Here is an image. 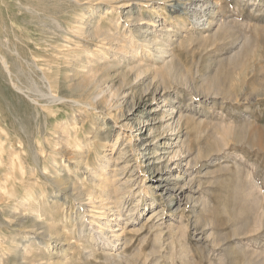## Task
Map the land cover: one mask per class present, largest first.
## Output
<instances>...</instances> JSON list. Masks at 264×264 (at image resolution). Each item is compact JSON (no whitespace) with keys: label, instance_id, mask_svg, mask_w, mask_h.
Wrapping results in <instances>:
<instances>
[{"label":"rangeland","instance_id":"obj_1","mask_svg":"<svg viewBox=\"0 0 264 264\" xmlns=\"http://www.w3.org/2000/svg\"><path fill=\"white\" fill-rule=\"evenodd\" d=\"M58 1H45L58 9L51 21L39 20L35 11L31 15L27 0H0V37L8 38L12 48L4 50L14 68L13 77L0 71V256L5 257L4 264H264V0ZM127 14L138 21L124 19ZM77 19L86 26L99 21V38L94 32L87 37L74 33L72 24ZM21 33L35 37L47 49L51 63L57 65L51 76L44 77L26 61L31 48L29 38ZM154 34L160 50L156 43L147 44ZM82 44L89 45L88 50ZM55 46L61 52H54ZM105 52L109 61L121 63H114L102 82L79 85L74 79L68 85L57 84V70L71 71L75 63L81 64V55L89 71L91 60ZM13 81L28 93L31 90L30 97L40 102L47 99L42 94L50 84H56L55 93L85 104L42 108L18 91ZM98 83H103L102 88ZM36 87L39 90L33 91ZM169 107L170 112L165 111ZM74 113L83 114L85 122H78L72 140L83 143L79 147L89 169L80 170V177H68L97 196L98 202L94 198L96 203L85 209L95 226L91 232L104 231V237L96 239L90 238V232L81 236L79 225L66 219L71 204L64 203L58 184L47 178L54 159L62 155L55 124L71 121ZM179 115L183 119L178 123ZM102 116L109 122L105 129L111 125L112 132L106 139L92 138L102 126ZM19 164L25 166L23 172ZM125 179L128 187L121 184ZM170 193L175 197L172 203L167 202ZM30 195L41 204V220L33 219L32 209L22 205Z\"/></svg>","mask_w":264,"mask_h":264},{"label":"bare ground","instance_id":"obj_2","mask_svg":"<svg viewBox=\"0 0 264 264\" xmlns=\"http://www.w3.org/2000/svg\"><path fill=\"white\" fill-rule=\"evenodd\" d=\"M46 1V0H45ZM45 1H43V0H27V10L29 9V11L30 10H32L31 11V15H33V11H35V13L37 14V18H39V20H41L42 18H44V20L46 19V18H48V20L49 19H51V21L53 20V19H55L54 18V13H56V11L58 10H53V9H55V8H51V7H48L47 5H50L49 3L50 2H47L48 4H45ZM58 0H56V2H57ZM60 1V3H61V1L62 0H59ZM58 1V2H59ZM65 1H68V0H65ZM80 0H78L77 2H79ZM210 1V0H209ZM12 2V1H11ZM19 2H20V0H19ZM53 2V0H51V3ZM55 2V1H54ZM63 2V1H62ZM17 3V2H16ZM21 3H23V1L21 2ZM83 3V2H82ZM209 3V2H208ZM14 4H15V2H14ZM18 4V3H17ZM20 4V3H19ZM52 4H55V3H52ZM200 4V3H199ZM22 5V4H21ZM34 5V6H33ZM59 5V9H60V4H58ZM68 5V4H67ZM201 5V4H200ZM210 5V4H209ZM25 6V5H24ZM35 6H38L39 7V10H38V8L36 7L35 8ZM50 6H52V5H50ZM56 6H57V4H56ZM64 6H65V4H64ZM64 6H62V7H64ZM198 6V5H197ZM205 6H207V5H205ZM6 7V6H5ZM19 7V6H18ZM53 7V6H52ZM61 7V8H62ZM20 8V7H19ZM25 8V7H24ZM56 8H58V7H56ZM70 8V7H69ZM19 10V9H18ZM24 10H26V9H24ZM8 11V10H7ZM37 11V12H36ZM55 11V12H54ZM62 11V10H61ZM210 11V10H209ZM20 12V11H19ZM33 12V13H32ZM40 12V13H39ZM60 11H58V13H59ZM68 12V11H67ZM67 12H65V14H67ZM30 13V12H29ZM63 13V12H62ZM75 13V12H74ZM73 13V14H74ZM196 13H198V12H196ZM14 14V13H13ZM24 14V13H23ZM22 14V15H23ZM36 14H34V15H36ZM57 14V13H56ZM55 14V15H56ZM60 14H61V12H60ZM72 14V15H73ZM77 14V13H76ZM8 15V14H7ZM12 15V14H11ZM17 15V14H16ZM30 15V14H29ZM28 15V16H29ZM199 15V14H198ZM20 16V15H19ZM24 16V15H23ZM27 16V15H26ZM77 16V15H76ZM75 16V17H76ZM195 17H197V14H195L194 15ZM6 17V16H5ZM12 17V16H11ZM15 17V16H14ZM69 17L71 18L72 16H71V14L69 15ZM79 16H77L76 18H78ZM126 18H124V19H127V20H133V18L135 19L134 20V23H135V21L137 20L138 21V18H135V17H131V14H127L126 16H125ZM137 17V16H136ZM1 18V17H0ZM8 18V17H7ZM6 18V19H7ZM19 18V17H18ZM29 18V17H28ZM27 18V20H29ZM35 18H36V16H35ZM35 18H31L30 20L32 21L33 19H35ZM72 18H74V17H72ZM82 18V17H81ZM200 18V17H199ZM2 19V18H1ZM142 19V18H141ZM21 20H23V19H21ZM35 20H37V19H35ZM39 20L37 21V22H39ZM43 20V21H44ZM57 20H59L58 18H57ZM65 20V19H64ZM75 20V19H74ZM0 21H2V20H0ZM8 21V20H7ZM10 21V20H9ZM12 21H14L13 19H12ZM18 21V20H17ZM24 21H26V19L24 20ZM47 21V20H46ZM62 21V20H61ZM77 21V23L75 22V24H74V26H73V24H72V27L74 28V30L76 31V32H74V33H78V35L80 34V35H83L84 36V34H85V37H87V36H89L90 34L92 35L93 33L92 32H94V33H96V31H97V29L96 28H98L97 27V25H98V22H90V24H88L87 26L86 25H84L85 23L83 22V20H81V19H77L76 20ZM5 22V21H4ZM3 22V23H4ZM11 22V21H10ZM20 22V21H19ZM30 23V21H27V23ZM34 22H36V21H34ZM57 22V21H56ZM60 22V21H59ZM132 22V21H131ZM140 22V21H139ZM138 22V23H139ZM21 23V22H20ZM24 23V22H23ZM44 23H46V22H44ZM44 23H42L41 22V24H44ZM48 23V22H47ZM130 23V22H129ZM133 23V22H132ZM137 23V22H136ZM13 24V23H12ZM11 24V25H12ZM15 24V23H14ZM13 24V25H14ZM18 24V23H17ZM22 24V23H21ZM38 24V23H37ZM40 24V23H39ZM58 24V23H57ZM56 24V25H57ZM69 24V23H68ZM118 24V23H117ZM12 25V26H13ZM45 25V24H44ZM49 25H50V21H49ZM54 25V24H53ZM60 24H58V26H59ZM6 26H7V24H6ZM28 26V25H27ZM31 26V25H30ZM33 26V25H32ZM45 26H48V24L47 25H45ZM3 27V26H2ZM14 27V26H13ZM20 27V26H19ZM23 27V26H22ZM34 27V26H33ZM39 27V26H38ZM61 27V26H60ZM166 27V26H165ZM4 28V27H3ZM6 28V27H5ZM4 28V29H5ZM8 28V27H7ZM35 28V27H34ZM44 28V27H43ZM42 28V29H43ZM46 28V27H45ZM48 28V27H47ZM46 28V29H47ZM55 28V27H54ZM169 28H171V27H169ZM168 28V29H169ZM24 29H25V27H24ZM27 29V28H26ZM25 29V30H26ZM49 29V28H48ZM60 29V28H59ZM61 29H62V27H61ZM70 29H72V28H70ZM131 29V28H130ZM172 29V28H171ZM12 30V29H11ZM21 30V29H20ZM29 30V29H28ZM41 30V29H40ZM40 30H39V32H40ZM55 30V29H54ZM54 30H52V31H54ZM65 30V29H64ZM165 30V29H164ZM27 31V30H26ZM33 31V30H32ZM37 31V30H36ZM44 31V30H43ZM50 31V30H49ZM59 31V30H58ZM66 31V30H65ZM72 31H73V29H72ZM100 31V30H99ZM2 32H3V30H2ZM15 32H16V30H15ZM19 32V31H18ZM34 32V31H33ZM55 32V31H54ZM170 32V31H169ZM4 33L6 34V32L4 31ZM8 33V32H7ZM42 33V32H41ZM48 33V32H47ZM47 33H44L45 35H47ZM111 33V32H110ZM217 33V32H216ZM3 34V33H2ZM35 34V33H34ZM43 34V35H44ZM51 34H53V33H51ZM66 34V33H65ZM97 34V37H98V33H96ZM168 34V33H167ZM8 35V34H7ZM7 35H5V36H7ZM14 35V34H13ZM13 35H10V36H12L13 37ZM22 37H24V36H26V35H23L22 33L20 34ZM56 34H54V36H55ZM94 35V34H93ZM101 35V34H100ZM103 35V34H102ZM101 35V36H102ZM18 36V35H17ZM37 36V35H36ZM41 36V35H40ZM51 36V35H50ZM112 36V35H111ZM144 36V35H143ZM165 36V35H164ZM2 37H4V36H1L0 37V71L1 70H4V71H6L7 73H8V75H9V77H10V75L12 76V74H14V71H13V67L11 66V63H10V59H8V57L7 56H9V55H7L6 53H7V51L6 50H4V47H6V49H7V46H9V44L7 43L8 42V38L6 39L5 37V40L2 38ZM22 37H21V39H22ZM27 37V39L29 38V36L27 35L26 36ZM32 37V36H31ZM44 36H42V39L43 40H45V42H47V40L45 39V38H43ZM48 37V36H47ZM46 37V38H47ZM52 37V36H51ZM65 37V36H64ZM96 37V36H95ZM107 37V36H106ZM157 35H153V36H150L148 39H147V44L148 45H150L151 43H156L157 44V48H156V50H160V48H159V46H158V44L160 43L161 44V42H159L158 40L159 39H157ZM18 38H20V37H18ZM33 38V37H32ZM66 38L68 39L69 37L68 36H66ZM99 38V37H98ZM102 38V37H101ZM113 38V37H112ZM147 38V37H146ZM14 39V38H13ZM26 39V40H27ZM39 39V38H38ZM56 38H54V40H55ZM64 39V38H63ZM66 39V40H67ZM96 39V38H95ZM104 39V38H103ZM109 39V38H108ZM111 39V38H110ZM109 39V40H110ZM161 39V38H160ZM25 40V41H26ZM49 40V39H48ZM50 40H51V38H50ZM52 40H53V38H52ZM115 40H119L118 38L117 39H115ZM10 41V40H9ZM21 41V40H20ZM69 41V40H68ZM162 41V40H161ZM13 42V41H12ZM15 42V41H14ZM27 46L29 47V48H31L30 49V54L28 53V55H29V58L27 57L26 58V61L27 62H29L30 64H33L34 66H35V68H37L38 70H40L43 74H44V77H48V75H50L51 73H52V69H54L53 67H54V65H56V64H54V63H51V61L52 60H50V58H48V54H47V49L42 45H39V43L37 42V41H35V37H34V40H32V39H28L27 41ZM25 42V43H26ZM44 42V43H45ZM53 42V41H52ZM51 42V43H52ZM56 42V41H55ZM15 43H17V42H15ZM12 44V43H11ZM20 44V43H19ZM19 44H18V46H17V44H15L17 47H20L19 46ZM66 44V43H65ZM65 44H62V45H64L65 47L64 48H66V45ZM163 44V43H162ZM22 45V44H21ZM70 45V44H69ZM68 45V46H69ZM83 45V47H81V48H85L86 50H88V48H89V45H85V44H82ZM126 45V44H125ZM23 46V45H22ZM21 46V47H22ZM50 46V45H49ZM163 46V45H162ZM10 47V46H9ZM9 47H8V49H9ZM17 47H15L16 48V50H14V49H12L13 50V52L14 51H16V53H17ZM70 47H71V45H70ZM149 47V46H148ZM151 47V46H150ZM10 48H12V47H10ZM14 48V47H13ZM55 49H54V52L56 51H59V52H61V47H60V49H59V46H55L54 47ZM115 48V47H114ZM116 48H118L119 49V47H116ZM153 48V47H152ZM20 49V48H19ZM22 49V48H21ZM24 49H26V47L24 48ZM63 49V48H62ZM93 50V49H92ZM99 50V49H98ZM155 50V51H156ZM162 50V49H161ZM6 51V52H5ZM26 51V50H25ZM24 51V52H25ZM29 51V50H28ZM53 51V50H52ZM65 51V50H64ZM69 50H67L66 52H68ZM164 51H166V50H164ZM150 52V51H149ZM162 52V51H161ZM51 54V53H50ZM56 54V53H55ZM61 54H63V53H61ZM76 54V53H75ZM101 54V56L99 57V58H97V59H92L91 61H93V62H91V65H89L90 66V70L92 71H88V70H85V65L86 64H84V61H85V59H86V57H81L80 58V56H79V60H81V64H77V63H75V65L73 66V68L71 69V71H67V72H63V70L61 71V70H57V75H56V81H57V84L59 83V82H62V81H65L66 83L68 82H70V80H74V79H77L78 80V82L77 83H79V85L80 84H92L93 82H97V81H99V82H102V81H100V80H102L103 78H105V77H103L104 75H106V74H108V72L110 71V68H112L114 65V63L115 64H118V63H121L119 60H115V62L114 63H112L111 61H109L108 60V56H107V53L105 52V53H103V55H102V53H100ZM132 54H133V56H134V52H132ZM164 54H165V52H164ZM59 55V54H58ZM66 55V54H65ZM107 57H106V56ZM155 55V54H154ZM158 55H159V53H158ZM16 56H18V54L16 55ZM20 56V55H19ZM22 56H24L25 57V55H23L22 54ZM38 56V57H37ZM166 56V55H165ZM51 57V56H50ZM53 57V56H52ZM60 57V56H59ZM64 57V56H63ZM71 57V56H70ZM73 57H76V55L74 56L73 55ZM153 57V56H152ZM12 58V57H11ZM13 58H14V56H13ZM17 58V57H16ZM15 58V59H16ZM19 58V57H18ZM17 58V59H18ZM40 58H42V59H40ZM58 58V57H57ZM56 58V59H57ZM105 60H104V59ZM21 59V58H20ZM67 59V58H66ZM23 60H25V59H23ZM12 62H14V61H12ZM16 62V61H15ZM27 62H26V65H27ZM63 62H65L64 60H63ZM68 62H70V60L68 61ZM75 62V61H74ZM21 63H22V61H21ZM28 63V64H29ZM58 63V62H57ZM62 63V62H61ZM60 63V64H61ZM67 63V62H66ZM71 63H72V61H71ZM64 64V63H63ZM74 64V63H73ZM72 64V65H73ZM19 65V64H18ZM22 65V64H21ZM24 65V64H23ZM22 65V66H23ZM25 65V66H26ZM69 65H70V63H69ZM14 66H16V65H14ZM57 66V65H56ZM80 66V69L78 68ZM122 66V65H121ZM17 67V66H16ZM29 67V66H28ZM45 67H47V68H45ZM64 67V66H63ZM82 67V68H81ZM128 67V66H127ZM133 67V66H132ZM139 67V66H138ZM13 68V69H12ZM22 68V67H21ZM26 68V67H25ZM135 68H136V66H135ZM143 68V67H142ZM28 69V68H27ZM30 69H31V66H30ZM56 69H57V67H56ZM83 69V70H82ZM133 69V68H132ZM137 69H139V68H137ZM172 69V68H171ZM16 70V69H15ZM17 70H18V68H17ZM23 70V69H22ZM67 70V69H66ZM133 70H135V69H133ZM23 71H25V70H23ZM132 71V70H131ZM141 71H143L142 69H141ZM2 72V71H1ZM21 72V71H20ZM26 72H28V71H26ZM40 72V73H41ZM56 72V71H55ZM88 72H89V74H88ZM95 72V73H94ZM117 72V71H116ZM3 73H5V72H3ZM18 73V72H17ZM25 73V72H24ZM38 73V72H37ZM36 73V74H37ZM39 73V74H40ZM91 73V74H90ZM6 74V73H5ZM60 74V75H59ZM142 74V73H141ZM7 75V76H8ZM30 75V74H29ZM6 76V77H7ZM21 76H23V75H20L19 77H21ZM26 76V75H25ZM31 76H33V75H31ZM51 76V75H50ZM4 77V76H3ZM4 78L5 79V81H6V79L8 78ZM13 77V76H12ZM43 77V76H42ZM55 77V76H54ZM2 78V77H1ZM18 78V77H17ZM28 78V77H27ZM36 78V77H35ZM45 78V79H46ZM12 79V78H11ZM28 79H30V78H28ZM34 79V78H33ZM44 79V80H45ZM52 79V78H51ZM8 80H9V78H8ZM12 80H14V78L12 79ZM21 80H23V79H21ZM20 80V81H21ZM32 80V79H31ZM35 80V79H34ZM47 80V79H46ZM53 80V79H52ZM55 80V79H54ZM9 81H11V80H9ZM50 81V80H49ZM16 82V81H15ZM14 81H13V83H14V85L17 87L16 89H18V91H23L24 92V94L28 97V98H30V100H31V102L33 101V102H36L35 104H39V105H43V107L42 108H44L46 105H50V104H54V105H57V104H61L60 106H62V105H67L68 106V104L69 105H72L73 106V108H74V104H83L84 102L83 101H81L79 98L78 99H75V98H73V97H70V98H65L64 97V95L62 96V95H58L57 93H55V87H56V84H55V86H54V84H50V87H49V89H48V91L47 92H44V94H42L43 96H45L47 99H44V100H42V102H40L39 101V99H36L35 97L33 98V97H30V94L32 95V93H31V90H29L30 91V93H28V91H26V89H24L23 87L24 86H22L21 87V84H20V86L19 85H17L16 83H15ZM27 82V81H26ZM32 82H33V80H32ZM64 82V83H65ZM56 83V82H55ZM63 83V82H62ZM63 83V84H64ZM68 83L66 84V85H68ZM12 84V83H11ZM10 84V85H11ZM48 84V83H47ZM95 84V83H94ZM93 84V85H94ZM99 84V83H98ZM103 83H100L99 84V88H102V85ZM9 85V86H10ZM28 86H30L29 84H28ZM31 86H32V84H31ZM59 86H60V84H59ZM78 86V85H77ZM85 86V85H84ZM25 87H27V86H25ZM32 87H34L35 88V86H32ZM31 87V88H32ZM65 87V86H64ZM30 87H28V89H29ZM60 88V87H59ZM83 88V87H82ZM104 88V87H103ZM108 88V87H107ZM240 88H241V85H240ZM61 89V88H60ZM71 89H73L72 87H71ZM244 89V88H243ZM36 90H39V89H37V87H36V89H34L33 91H36ZM96 90V89H95ZM104 90H106L105 88H104ZM245 90V89H244ZM61 91V90H60ZM96 91H98V90H96ZM99 91H100V89H99ZM107 91V90H106ZM240 91H242V90H240ZM104 92V91H103ZM164 92V91H163ZM37 93V92H36ZM43 93V92H42ZM64 93V92H63ZM41 95V94H40ZM67 95H68V93H67ZM231 95V94H230ZM39 96V95H38ZM43 96H41V98H43ZM240 96V95H239ZM242 96V95H241ZM69 97V96H68ZM110 97V96H109ZM152 97V96H151ZM229 97V96H228ZM233 97V96H232ZM155 98V97H154ZM240 98V97H239ZM247 98H250V96L249 97H247ZM236 99V98H235ZM241 99V98H240ZM239 99V100H240ZM246 99V98H245ZM85 104V103H84ZM59 106V105H58ZM36 108H37V106H35ZM56 107V106H55ZM171 107V106H170ZM170 107H169V109H165V111H169V110H171L170 109ZM60 109V108H59ZM41 110V109H40ZM50 110V109H49ZM52 110V109H51ZM102 110V109H101ZM104 110V109H103ZM173 110H175L174 108H173ZM38 110H36V112H37ZM87 111V110H86ZM90 111V110H89ZM108 111V110H107ZM43 112V111H42ZM52 112V111H51ZM57 112V111H56ZM104 112V111H103ZM102 112V113H103ZM118 112V111H117ZM170 112V111H169ZM171 112H173V111H171ZM40 113V112H39ZM54 113V112H53ZM48 114H49V112H48ZM110 114V113H109ZM37 115H38V113H37ZM54 115V114H53ZM46 116V115H45ZM48 116V115H47ZM183 116H184V114H183ZM43 117V116H42ZM110 117V116H109ZM164 117V116H163ZM162 117V118H163ZM186 118H189V117H187V116H185ZM184 117V118H185ZM47 118V117H46ZM102 119H103V121H102V126L101 127H99V128H97L96 130H95V133H93V136H92V138H98V137H100V138H103V139H106V138H108V136H109V134L112 132V130H111V128H112V126L110 125V127L108 126L107 127V129H105V125L107 124H109V122H107V120L105 119L106 117H104V116H102L101 117ZM178 118V123L183 119V117L181 116V115H179V117H177ZM110 119H111V117H110ZM165 119V118H164ZM47 121V120H46ZM79 121H84V117H83V114L81 115L80 113L79 114H75L74 113V115L72 116V119H71V121H67V120H62V121H59L57 124H55V128H56V130H57V132H58V136H57V150L59 151V153L61 152V156H60V158L59 159H57V158H55L54 159V169L52 170V171H50V170H48L49 172L47 173V178H49V180L51 181V182H53V183H56V184H58V186L60 187V189H59V191H60V197L61 198H63L65 201H64V203H69V205H70V208H72L70 211H68V212H66L65 214H64V216H66V219H68L72 224L74 223V224H78L79 225V227H80V235L82 236H84L85 237V235L86 234H88L89 232V235H90V238H92V239H96L97 237L98 238H100V237H104V231H100V230H98V231H96V232H91L93 229H94V223L92 222V221H88V217L86 216V214H85V209H86V207H87V205L88 204H90V203H96L93 199L95 198V197H93V192L92 191H90L89 190V188L88 189H82L80 186H82V185H79V182H78V184H76V181H74V180H72L71 178H69L68 177V175L69 174H75L77 177H80L81 176V171H84V169H85V172L89 169V164H88V162H85V159H86V156L84 155V152L80 149V147L83 145V143L80 141V140H75V141H73L75 138H73V140H72V136H73V133H76L77 131H78V122ZM176 121V120H175ZM85 122V121H84ZM15 123V122H14ZM45 123H47V122H45ZM44 123V124H45ZM170 125L172 124V123H169ZM42 126V125H41ZM169 126V125H168ZM15 128V127H14ZM1 129V128H0ZM42 129V128H41ZM40 130V129H39ZM170 130V129H169ZM2 131V130H1ZM103 131H107L105 134H104V137H101V136H99V132H103ZM165 131V130H164ZM38 132V131H37ZM162 132V131H161ZM41 133V132H40ZM39 133V134H40ZM45 134V133H44ZM92 134V133H91ZM41 136V135H40ZM44 136V135H43ZM41 138H42V136H41ZM77 138V137H76ZM89 138H91V137H89ZM46 139V138H45ZM3 141V140H2ZM17 141V140H16ZM15 141V142H16ZM45 141V140H44ZM49 141V140H48ZM51 141V140H50ZM18 142V141H17ZM36 142H37V140H36ZM93 142V141H92ZM95 142V141H94ZM1 143V142H0ZM3 144V143H2ZM16 144V143H15ZM22 144H24V143H22ZM21 144V145H22ZM29 144V143H28ZM40 144H41V142H40ZM30 145V144H29ZM165 145V144H164ZM183 145V144H182ZM13 146V145H12ZM39 146V145H38ZM41 146V145H40ZM80 146V147H79ZM0 147H2V145H0ZM13 147H15V146H13ZM25 147V146H24ZM36 147V146H35ZM42 147V146H41ZM20 147H18V149H19ZM22 148V147H21ZM31 148V147H30ZM40 148V147H39ZM3 149V148H2ZM32 149H34V148H32ZM36 149H37V147H36ZM90 149V148H89ZM89 149H87V150H89ZM14 150V149H13ZM20 150V149H19ZM40 150V149H39ZM44 150V149H43ZM83 150H84V148H83ZM86 150V151H87ZM187 150V149H186ZM18 151V150H17ZM21 151V150H20ZM19 151V152H20ZM24 151V150H23ZM85 151V152H86ZM22 152V151H21ZM27 152H29L28 150H27ZM35 152H36V150H35ZM38 152V151H37ZM10 153V152H9ZM24 153H26V152H24ZM30 153V152H29ZM40 153V152H39ZM0 154H2V153H0ZM13 154H15V153H13ZM17 154V153H16ZM22 154V153H21ZM17 155H19V154H17ZM34 155V154H33ZM32 155V156H33ZM89 155V154H88ZM87 155V156H88ZM13 156V155H12ZM20 156V155H19ZM27 156H28V154H27ZM40 156H41V154H40ZM1 157H3L2 155H1ZM10 157V156H9ZM14 157H17L16 155L14 156ZM13 157V158H14ZM26 157V156H25ZM4 158V157H3ZM31 158V157H30ZM33 158V157H32ZM10 160V159H9ZM12 160V159H11ZM116 160H118V159H116ZM2 161V160H1ZM13 161V160H12ZM34 161V160H33ZM16 162V161H15ZM17 162H19V161H17ZM16 162V163H17ZM22 162V161H21ZM4 163H7V162H4ZM12 163V162H11ZM14 163V162H13ZM25 163V162H24ZM27 163V162H26ZM118 163V162H117ZM0 164H3V162L2 163H0ZM10 164V163H9ZM8 164V165H9ZM7 165V164H6ZM34 165V164H33ZM126 165V164H125ZM15 165H13V170H15V167H14ZM28 166V165H27ZM24 167L25 166H23L22 164H19L18 165V168L19 169H22L21 171L23 172V170H24ZM33 167V166H32ZM37 167V166H36ZM122 167V166H121ZM120 167V168H121ZM12 168V167H11ZM45 168V167H44ZM91 168V167H90ZM119 168V167H118ZM126 168V167H125ZM124 168V169H125ZM9 169V168H8ZM27 169V168H26ZM29 169H31V167L29 168ZM36 169V168H35ZM42 170H44V169H42ZM81 170V171H80ZM12 171V170H11ZM19 171V170H18ZM27 171V170H26ZM26 171H24L25 173H26ZM20 172V171H19ZM31 172V171H30ZM41 172V171H40ZM90 172V171H89ZM93 172V171H92ZM43 173V172H42ZM21 174V173H20ZM20 174H19V176H20ZM31 174V173H30ZM33 174V173H32ZM44 174V173H43ZM2 175V174H1ZM11 175V173H9V176ZM16 175H18V174H16ZM94 175L96 176L97 174L96 173H94ZM23 176V175H22ZM29 176H31V175H29ZM35 176H36V174H35ZM44 176V175H43ZM1 177V176H0ZM15 177V176H14ZM28 177V176H27ZM5 178V177H4ZM3 178V179H4ZM13 178V177H12ZM30 178V177H29ZM37 178V177H36ZM10 179H11V176H10ZM38 179H39V177H38ZM45 179V178H44ZM111 179V178H110ZM40 180V179H39ZM114 180V179H113ZM116 180V179H115ZM0 181H1V179H0ZM4 181V180H3ZM6 181H7V179H6ZM14 181V180H13ZM36 181V180H35ZM129 180L128 179H125L124 181L122 180V182H121V184H126L127 182H128ZM2 182V181H1ZM27 182H29V181H27ZM46 182V181H45ZM95 182V181H94ZM113 182H115V181H113ZM42 183V182H41ZM97 183V182H96ZM10 184V183H9ZM48 184V183H47ZM120 184V185H121ZM5 185V184H4ZM15 185V184H14ZM49 185V184H48ZM6 186V185H5ZM43 186V185H42ZM113 186H114V184H113ZM117 186H119V184L117 185ZM126 186H127V184H126ZM2 187V186H1ZM11 187V186H10ZM52 187V186H51ZM84 187V186H83ZM122 187V186H121ZM125 187V186H124ZM128 187V186H127ZM47 188V187H46ZM119 188V187H118ZM108 189V188H107ZM112 189V188H111ZM122 189H124V188H122ZM3 190V189H2ZM1 190V191H2ZM5 190V189H4ZM47 190V189H46ZM115 190V189H114ZM8 191V190H7ZM116 191V190H115ZM3 192V191H2ZM5 192H6V190H5ZM125 192V191H124ZM123 192V193H124ZM10 193V192H9ZM95 193V192H94ZM119 193H120V189H119ZM119 193H117V194H119ZM45 194V193H44ZM7 195H8V193H7ZM2 196V195H1ZM26 196V195H25ZM100 196V195H99ZM75 198V200L77 199L78 201H69L68 200V198ZM70 198V199H71ZM96 198H97V196H96ZM95 198V199H96ZM108 198V197H107ZM23 199V198H22ZM174 200H175V197H174V194L173 193H170V195L168 196V199H167V202H174ZM17 201V200H16ZM15 201V202H16ZM96 201H97V199H96ZM20 202V201H19ZM98 202V201H97ZM116 202V201H115ZM63 203V204H64ZM101 203V202H100ZM16 204H17V202H16ZM22 205H24V207L26 208H29L30 210L32 209V211H33V214L32 213H30V214H32L33 216V219H35V220H37V219H40V217H41V209H40V206H41V204L39 203V200L37 199V197H35L34 195H30V196H28L26 199H23V202H22ZM78 205V206H77ZM98 205V204H97ZM60 206H61V204H60ZM100 206V205H99ZM6 207V206H5ZM16 207V206H15ZM45 207V206H44ZM59 207V206H58ZM75 207H77V210L75 209ZM69 208V209H70ZM88 208V207H87ZM44 209V208H43ZM48 209V208H47ZM61 209H62V207H61ZM89 209H90V207H89ZM112 209V208H111ZM49 210V209H48ZM17 211V210H16ZM20 211V210H19ZM43 211V210H42ZM50 211H51V209H50ZM90 211V210H89ZM12 212V211H11ZM13 212H15V211H13ZM12 212V213H13ZM22 213V212H21ZM27 213V212H26ZM47 213V212H46ZM45 213V214H46ZM15 214V213H14ZM24 214V213H23ZM29 214V215H30ZM49 214V213H48ZM47 214V215H48ZM62 214V213H61ZM154 214H157L156 212L154 213ZM44 216V215H43ZM49 217H51V215L49 216ZM48 217V218H49ZM42 218V217H41ZM64 218V217H63ZM50 219H52V218H50ZM57 219V218H56ZM61 219V218H60ZM41 220V219H40ZM67 220V221H68ZM33 222H35L34 220H33ZM57 223V222H56ZM62 223V222H61ZM101 223V222H100ZM37 224H39V223H37ZM36 223H33V225H37ZM46 224V223H45ZM66 224V223H65ZM0 225H1V223H0ZM57 225V224H56ZM55 225V226H56ZM151 225V224H150ZM153 225V224H152ZM47 227V226H46ZM57 227V226H56ZM61 227V226H60ZM64 227V226H63ZM69 227V226H68ZM67 227V228H68ZM99 227H104L103 225H99ZM18 228V227H17ZM51 228V227H50ZM39 229V228H38ZM78 229V228H77ZM70 230V229H69ZM79 230V229H78ZM37 231V230H36ZM38 232V231H37ZM43 232V231H42ZM48 232V231H47ZM46 232V233H47ZM50 232H51V237H52V233H54L53 232V229H50ZM49 232V233H50ZM67 232L69 233V231L67 230ZM57 233V232H56ZM72 233V232H71ZM58 235H59V233H57L56 235L54 234V236H57L58 237ZM65 235V234H64ZM70 235V234H69ZM48 236V235H47ZM111 236V235H110ZM65 237H67V236H65ZM119 237V236H118ZM67 239H65V241H66ZM64 241V240H63ZM64 241V242H65ZM68 242V241H67ZM90 243V242H89ZM47 244V243H46ZM44 248V247H43ZM28 250V249H27ZM31 250V249H30ZM91 251V250H90ZM28 252H30L29 250H28ZM1 255V254H0ZM5 257L4 258H2L1 256H0V262L1 263H6L5 262ZM39 259V258H38ZM44 259V258H43ZM50 261V260H49ZM46 262V261H45Z\"/></svg>","mask_w":264,"mask_h":264}]
</instances>
